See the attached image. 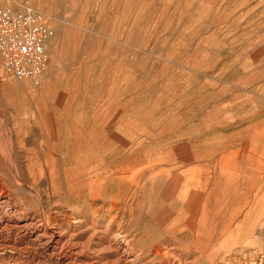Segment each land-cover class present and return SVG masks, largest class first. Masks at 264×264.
Wrapping results in <instances>:
<instances>
[{
  "label": "rangeland",
  "instance_id": "obj_1",
  "mask_svg": "<svg viewBox=\"0 0 264 264\" xmlns=\"http://www.w3.org/2000/svg\"><path fill=\"white\" fill-rule=\"evenodd\" d=\"M4 9L52 34L37 79L0 55V187L16 219L58 225L91 264H264V0ZM0 245V264L61 263L14 235Z\"/></svg>",
  "mask_w": 264,
  "mask_h": 264
},
{
  "label": "bare ground",
  "instance_id": "obj_2",
  "mask_svg": "<svg viewBox=\"0 0 264 264\" xmlns=\"http://www.w3.org/2000/svg\"><path fill=\"white\" fill-rule=\"evenodd\" d=\"M20 103V102H19ZM22 103V102H21ZM23 104V103H22ZM21 104V105H22ZM8 105V104H7ZM15 105V104H14ZM13 106V104H12ZM11 106V107H12ZM20 108V104L18 105ZM18 108V109H19ZM15 109V108H14ZM21 109V108H20ZM17 111V110H16ZM25 126V125H24ZM77 127V126H76ZM18 134V133H17ZM9 135V134H8ZM22 136V135H21ZM7 138V137H6ZM20 139V138H19ZM22 139V138H21ZM11 140V139H10ZM9 140V141H10ZM23 141V140H22ZM13 143V142H12ZM6 147V146H5ZM10 148V147H9ZM100 148V147H99ZM2 150V149H0ZM11 150V149H10ZM3 152V151H2ZM5 152V151H4ZM16 154V153H15ZM5 155V154H4ZM6 156V155H5ZM29 156V155H28ZM9 159H12V152L10 151L8 153ZM67 157V156H66ZM1 159V155H0ZM63 159V158H62ZM68 159V158H66ZM3 160V159H2ZM14 160V159H13ZM5 161V160H4ZM3 161V162H4ZM11 161V160H10ZM7 162V161H6ZM9 162V161H8ZM64 163H66V160H63ZM53 163V161H52ZM3 164V163H2ZM6 164V163H5ZM4 165V164H3ZM51 165V164H50ZM64 165V164H63ZM61 167V166H60ZM5 169V168H4ZM15 169V167H14ZM14 171V170H13ZM109 177L111 179L112 183H118L119 186H117L118 191L122 193L123 188H125V184L122 181L124 173L121 177L116 176V172L108 171ZM14 176V175H13ZM17 176V175H16ZM71 176V175H70ZM69 176V177H70ZM115 176V177H114ZM83 177V176H81ZM17 178V177H16ZM75 178V177H74ZM73 178V179H74ZM15 180V179H14ZM75 180V179H74ZM18 181V182H17ZM16 189L20 190L21 183L19 180H16ZM110 182V183H111ZM75 183V182H74ZM104 183V182H103ZM189 183V182H188ZM88 186V185H87ZM72 187V186H71ZM0 236L3 235H14L19 240L26 241L27 244L30 243L34 246H43L44 249L46 248L52 256L55 257V259H61V263L64 264H91L87 259L82 256L83 253V247L80 243H76L73 241L72 237H67L69 235H66V232H61V228H58V225H52L50 226L45 219H34L28 218L23 220H18L16 218H19L20 215L23 213V205H20L19 203H16L14 200L12 201V198L10 196L11 190H13L12 187H6L1 186L0 187ZM6 188V191L4 190ZM29 188V187H28ZM107 191L114 194V192H111V190H115L116 187L111 186H105ZM64 190V189H63ZM100 190V189H99ZM93 192H97L96 189L92 190ZM66 192V191H65ZM123 194V193H122ZM35 196V195H34ZM39 197V196H38ZM38 199V198H37ZM41 199V198H40ZM42 201V200H41ZM22 203V202H21ZM28 203V202H27ZM40 203V202H39ZM41 204V203H40ZM94 204V203H93ZM95 205V204H94ZM93 205V206H94ZM103 205V204H102ZM28 208V207H27ZM60 212V211H59ZM60 214V213H59ZM34 215V214H33ZM42 217V216H41ZM39 218V217H38ZM70 218V217H69ZM120 218V217H119ZM114 219V218H113ZM76 220V219H75ZM108 220V219H107ZM116 220V219H115ZM110 221V220H109ZM79 222V221H78ZM118 222V221H117ZM53 223V222H52ZM80 223V222H79ZM85 223V222H81ZM115 223V222H114ZM87 224V223H86ZM63 231V230H62ZM98 231V230H97ZM118 234V232H117ZM114 236V235H113ZM115 237V236H114ZM123 237V236H122ZM7 238V237H6ZM69 238V239H68ZM11 240V239H9ZM8 240V241H9ZM75 240V239H74ZM78 240V239H77ZM119 240V239H118ZM118 240H114L113 242L117 246H122L123 243L118 242ZM122 240V239H120ZM6 242V240H5ZM111 242V241H110ZM129 243V242H128ZM111 244V243H110ZM113 244V243H112ZM111 244V245H112ZM4 245V244H2ZM14 245V244H13ZM1 246V245H0ZM7 246V245H5ZM131 246V245H130ZM8 247V246H7ZM29 247V246H28ZM1 248V247H0ZM6 248V247H5ZM16 248V247H15ZM26 248V247H25ZM40 248V247H39ZM92 248V247H91ZM116 249V248H115ZM27 250V249H26ZM119 250V249H118ZM28 251V250H27ZM85 251V250H84ZM117 251V250H116ZM87 252V251H86ZM16 254V253H15ZM43 254V253H42ZM90 254V253H89ZM19 255V254H18ZM123 255L126 256L125 258L128 260L130 259V262L134 263L136 262V257H133L131 255V252L129 251L128 244H124V251ZM48 256V255H47ZM91 258V257H90ZM120 258V257H119ZM48 259V258H47ZM198 260V259H197ZM98 262V261H97ZM100 262V261H99ZM127 262V263H128ZM41 264V263H40ZM46 264V263H45ZM57 264V263H56ZM125 264V263H124ZM142 264V263H141ZM180 264V263H179Z\"/></svg>",
  "mask_w": 264,
  "mask_h": 264
},
{
  "label": "built area",
  "instance_id": "obj_3",
  "mask_svg": "<svg viewBox=\"0 0 264 264\" xmlns=\"http://www.w3.org/2000/svg\"><path fill=\"white\" fill-rule=\"evenodd\" d=\"M51 31L44 17L33 11L0 10V55L17 79H37L47 68Z\"/></svg>",
  "mask_w": 264,
  "mask_h": 264
}]
</instances>
